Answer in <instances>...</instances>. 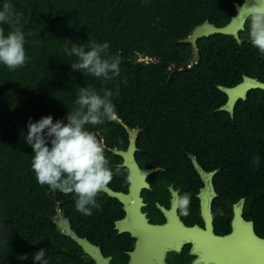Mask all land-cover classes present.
<instances>
[{
  "label": "trees",
  "instance_id": "16d2710c",
  "mask_svg": "<svg viewBox=\"0 0 264 264\" xmlns=\"http://www.w3.org/2000/svg\"><path fill=\"white\" fill-rule=\"evenodd\" d=\"M22 1L33 11L29 25L24 8L12 0H0V8L10 4L14 19L19 20L15 26L0 23V28L5 35L15 27L23 31L28 57L23 67L13 71L0 65V112L14 127L6 129L0 123V264H36L34 254L40 249L46 250L49 264H73L67 250L76 245L56 234L50 217L55 213L54 201L74 217V199L37 182L31 169L34 153L22 135L28 131L29 120L35 123L51 116L54 123L67 124L80 87L101 94L108 89L113 93L114 118L86 128L102 140L113 173V165L121 159L112 151H125L128 146L122 124L145 128L137 136L138 155L143 151L179 152L182 155L175 165L172 157L148 158L164 168L185 167L181 148L186 144V132L202 135L199 121L204 120V107H217L225 100L216 86L234 84L235 47L223 45L230 37L203 38L198 41L197 65L170 73L169 67L186 61L191 53L189 45L176 41L203 19L192 18L201 10L191 0ZM67 41L84 45L86 50L93 42H107L110 47L105 58L119 59L120 75L104 81L74 72L70 65L76 57L64 51L71 47ZM97 196L106 197L104 193Z\"/></svg>",
  "mask_w": 264,
  "mask_h": 264
},
{
  "label": "flooded vegetation",
  "instance_id": "af4514ba",
  "mask_svg": "<svg viewBox=\"0 0 264 264\" xmlns=\"http://www.w3.org/2000/svg\"><path fill=\"white\" fill-rule=\"evenodd\" d=\"M191 1L201 10L192 18H203L191 30L205 21L218 28L232 22L237 27L238 39L223 41V45L235 47L234 84L217 86H242L244 95L230 110L227 95L220 91L224 102L204 107V120L199 121L202 135L195 136L192 130L185 134L186 144L181 148L185 167L164 168L150 160L168 156L175 165L177 156L182 155L179 152H136L140 170L159 168L146 177L149 188L139 194L140 212L157 230L142 229L141 219L129 215L126 205L105 193L108 199L97 196L101 207L93 209L91 216L76 210L74 217L68 216L57 202L70 230L99 249L107 264H264V55L247 39L249 0ZM140 129L139 134L145 132V128ZM147 140L154 143L150 136ZM256 156L260 157L258 167L252 163ZM119 158L121 162L113 165V179L106 187L130 196L133 204L129 171L121 167L123 160ZM184 194L190 197L187 216L176 207L178 197ZM54 212L50 220L56 217V209ZM173 213L185 227L184 235L173 230ZM73 243L76 247L67 250L73 264H97Z\"/></svg>",
  "mask_w": 264,
  "mask_h": 264
},
{
  "label": "clouds",
  "instance_id": "9594fccd",
  "mask_svg": "<svg viewBox=\"0 0 264 264\" xmlns=\"http://www.w3.org/2000/svg\"><path fill=\"white\" fill-rule=\"evenodd\" d=\"M15 15L11 5L4 3L0 8V23L15 26L19 23L18 19H14ZM247 22L248 41L264 55V0H249ZM24 41V33L19 27H15L7 35L0 28V65L10 71L23 67L28 60ZM70 45L64 51L69 56L76 57L75 62L70 65L74 72L87 73L104 81L120 75L119 59L105 58L110 47L107 42H93L87 50L84 45ZM102 93L92 88L80 87L75 110L66 118L67 124L59 120L54 123L51 116L42 117L35 123L29 120L27 133H22L34 153L31 169L37 182L52 191L71 194L75 210L84 216H91L93 209H100L101 205L97 203L96 197L114 175L102 140L86 128H95L114 118V105L111 101L113 93L108 89H102ZM49 143L51 147L48 146ZM252 163L258 167L260 157H254ZM115 174H119V170ZM189 204L188 194L178 197L176 201L177 209L185 216L189 214ZM45 257L46 250L40 249L34 254V262L49 264ZM21 258L28 259L27 256Z\"/></svg>",
  "mask_w": 264,
  "mask_h": 264
},
{
  "label": "water",
  "instance_id": "95a60500",
  "mask_svg": "<svg viewBox=\"0 0 264 264\" xmlns=\"http://www.w3.org/2000/svg\"><path fill=\"white\" fill-rule=\"evenodd\" d=\"M13 2L17 3L19 6L24 8L27 11V20L26 24L29 25L33 16V11L29 4L26 2H23L22 0H12ZM1 5V3H0ZM244 19V17H243ZM220 35V36H229L233 37L235 39H238L237 36V27L234 26V23L232 22L230 25L225 26L223 28L215 27L211 24H209L207 21L202 23L201 25L195 26L191 31H189L188 35L186 37H183L181 39H178L176 42L179 44H187L190 46L191 53L189 58L175 66L169 67L170 73L175 72H185L195 65H197L200 55L198 52V41L203 38H209L211 36ZM163 64V62H161ZM242 86L239 87H231V88H223L222 86H217V89L219 91L224 92L227 97V105L229 106V109L231 110L233 108V105L236 101V99L242 95H244V91L242 89ZM0 123L4 125L6 129H13V126H10L7 122V120L3 117L2 113L0 112ZM123 128L125 129L128 137V146L125 151H117L113 150V153L119 157L122 158L123 163L121 167L126 168L129 171L128 179L130 182L129 191L130 195L133 197L134 203H130V196L124 195L122 193H117L109 188L105 187L100 192H103L107 194V196L117 199L119 202L126 205V211L129 215L137 217V219H141V227L142 229L145 228L147 230H152L157 228H153L152 226L148 225L144 215L140 212V206L142 204L141 199L139 197L140 191L142 189H148L149 186L145 182V179L147 176H149L152 173H155L159 170V168H152L148 170H140L138 167L136 161H135V154L138 151L136 147V141L137 136L141 132V129L136 126L135 128H129L122 124ZM211 181V176H210ZM56 203V217L53 218L51 221L56 227V232L59 235L69 237L73 242H75L87 255H89L92 259L95 260L97 264H107V261L103 259L101 256V253L99 249L93 247L91 244H89L85 239L78 238L71 230L69 226V222L67 219L64 218V216L61 214L59 204L57 201ZM208 207L210 209V201L208 203ZM162 210V209H161ZM173 230L177 231L179 234L185 233V227L183 224L179 221L178 217L175 213H173Z\"/></svg>",
  "mask_w": 264,
  "mask_h": 264
},
{
  "label": "rangeland",
  "instance_id": "374dc122",
  "mask_svg": "<svg viewBox=\"0 0 264 264\" xmlns=\"http://www.w3.org/2000/svg\"><path fill=\"white\" fill-rule=\"evenodd\" d=\"M145 60H147V59H145Z\"/></svg>",
  "mask_w": 264,
  "mask_h": 264
}]
</instances>
